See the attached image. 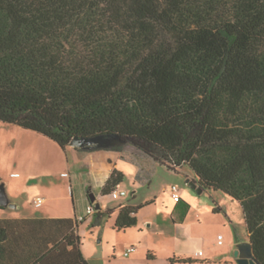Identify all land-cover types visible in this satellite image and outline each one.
I'll use <instances>...</instances> for the list:
<instances>
[{
	"label": "trees",
	"instance_id": "obj_1",
	"mask_svg": "<svg viewBox=\"0 0 264 264\" xmlns=\"http://www.w3.org/2000/svg\"><path fill=\"white\" fill-rule=\"evenodd\" d=\"M0 123L64 150L116 134L170 171L188 167L199 189L240 203L264 264V0H0ZM124 179L115 169L102 195ZM152 203L121 204L115 228L135 227ZM178 203L181 223L189 204ZM48 222L17 243L19 222L0 220V260L91 264L83 222Z\"/></svg>",
	"mask_w": 264,
	"mask_h": 264
},
{
	"label": "rangeland",
	"instance_id": "obj_2",
	"mask_svg": "<svg viewBox=\"0 0 264 264\" xmlns=\"http://www.w3.org/2000/svg\"><path fill=\"white\" fill-rule=\"evenodd\" d=\"M97 151L115 152L82 150L80 162L89 165L88 152ZM120 153L124 158L119 169L125 179L118 189L127 195L101 196L96 190L91 192V178L86 171L79 172V158L74 153L37 132L0 123V182L6 187V202L0 216L82 217L92 204L91 194L96 196L95 207L100 204L104 212L128 201L135 205L154 202L138 212V224L127 230L115 228L117 211L104 217L101 226H93L95 215L88 217L80 225L79 233L83 253L90 263L162 264L168 255L181 250L179 234L182 231L193 240L189 248H199L198 256L206 252L214 255V264H238V245L248 241L247 225L238 201L223 192L199 193L197 183V188L191 186L196 176L188 167L175 173L132 146L124 147ZM94 158L98 161L96 155ZM108 158L113 161L112 155H107ZM173 186L179 188L181 198L189 204L185 223H178L183 212L173 197ZM40 199L43 201L38 203ZM219 235L227 248L217 245ZM132 246L139 255L126 258L125 252ZM150 251L155 254V261L150 259ZM135 258L138 260L133 262Z\"/></svg>",
	"mask_w": 264,
	"mask_h": 264
},
{
	"label": "crops",
	"instance_id": "obj_3",
	"mask_svg": "<svg viewBox=\"0 0 264 264\" xmlns=\"http://www.w3.org/2000/svg\"><path fill=\"white\" fill-rule=\"evenodd\" d=\"M66 151L74 153V155L77 158H79V159H77V160H79L78 162L81 161L80 156L83 154L81 152L82 150H78L72 146H69L66 149ZM95 155H96L98 161H95V158H94ZM107 155L113 156L112 162H111V160H109L110 158L107 159ZM87 156H88L87 161L89 162V165L86 166L80 162L79 172L86 171L91 178V185H89L91 192L96 190L99 195L103 196L101 191H102L104 185L109 180V178L111 177V175L115 169L120 171L119 163H120V160H122L124 158V156L122 155V153L116 152V151L115 152H109L108 151L107 154H105L104 151H97L95 153L94 152H88ZM108 157H110V156H108ZM121 172H123V171H121ZM137 179H139V175H138ZM33 183H34V181L30 182V184H33ZM0 185H2V184H0ZM4 188H6L5 184H4ZM133 197L135 198L136 196H133ZM181 199L183 200V197ZM130 204L134 205V206H138V205H135L132 203H130ZM181 207H182L181 204L178 203V208H181ZM101 210H102V207H101ZM115 210L119 213L118 208H116ZM2 211H4L3 208H2V210H0V213ZM80 217H78L77 215L70 216L68 214H65V215H40V216H36V217H23V218L0 216V220H13V221L19 222V224L21 225V230L20 229H19L20 231L16 230L17 232H16V235L14 237V241L19 243V241H21L23 239L24 240H33L34 236H38L39 231L43 232L44 226L48 227L49 225H53V224L48 222L49 220L70 219V220H73L77 223V221L79 220ZM187 217H188V214L186 215L184 221L181 223H185L187 220ZM33 221H34V223H33ZM178 223H180V222H178ZM58 225L67 226L64 223H60ZM77 225L78 226H77L75 232H76V234H78L80 236L79 229H80V225H82V223H80V224L78 223ZM220 236L221 235L218 236L216 243L218 246L225 247L226 246L225 243H223L222 245L219 244V237ZM179 237H180L179 243L182 244L179 246L181 248V250L177 251V253H175V255H173V254L168 255L162 264H171L172 259L177 261L175 264H214V259H215V257H213L214 255H208V253L204 252V254L202 256H198V249L199 248H189V244H191L193 242L192 238H189V236H187L182 231L180 232ZM225 248H227V247H225ZM134 254H137L136 256L138 257V255H139L138 250H136V252ZM83 255H84V253H83ZM149 255H150V259L152 261L156 260V256H155V254H152V251H150ZM84 257L86 258L85 255H84ZM130 257L131 256L126 257V258H130ZM1 258H3L4 261L0 260V264H8L7 257H1ZM186 259H193V260H195V262L194 263L178 262L180 260H186ZM137 260H138V258L137 259L135 258V259H133V262L137 261ZM88 261L90 262V260H88Z\"/></svg>",
	"mask_w": 264,
	"mask_h": 264
},
{
	"label": "water",
	"instance_id": "obj_4",
	"mask_svg": "<svg viewBox=\"0 0 264 264\" xmlns=\"http://www.w3.org/2000/svg\"><path fill=\"white\" fill-rule=\"evenodd\" d=\"M126 143L123 141L121 136L112 134V135H100L94 138H80L76 137L72 143L71 146L74 148L82 149V150H93V149H109L112 147H116L119 145H124L125 147L129 145H125ZM191 186L194 188H197V184L191 183ZM199 193H202V189H198ZM91 202H96V197L94 194H91ZM6 202V192L4 185H0V208L4 206ZM101 209V205H96V210L99 211ZM236 257L238 264H258L254 259L253 254V245L248 240L245 242H242L238 245V249L236 251Z\"/></svg>",
	"mask_w": 264,
	"mask_h": 264
},
{
	"label": "built area",
	"instance_id": "obj_5",
	"mask_svg": "<svg viewBox=\"0 0 264 264\" xmlns=\"http://www.w3.org/2000/svg\"><path fill=\"white\" fill-rule=\"evenodd\" d=\"M172 192H173V197L175 198L176 201H179L181 199V195L179 193V188L177 186H173L172 187ZM127 193L125 191H119V189H116L113 193H112V196L114 197H124L126 196ZM43 200H38V203L42 202ZM97 212L96 210V207L94 205V203H92L91 205L88 206L87 208V212H86V215L85 216H82L79 218V221L80 222H84L86 221V219L90 216H93L95 215ZM219 244L222 245L223 244V237L220 236L219 237ZM136 247L135 246H132L131 248H129L126 252H125V257H129L131 256L132 254H134L136 252ZM203 253L200 252L199 253V256H202Z\"/></svg>",
	"mask_w": 264,
	"mask_h": 264
}]
</instances>
